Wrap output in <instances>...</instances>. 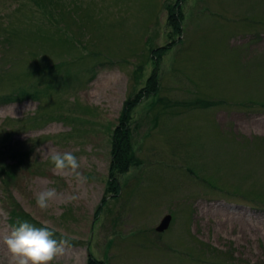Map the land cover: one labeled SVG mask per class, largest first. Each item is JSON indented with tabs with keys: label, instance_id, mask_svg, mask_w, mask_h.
Wrapping results in <instances>:
<instances>
[{
	"label": "rangeland",
	"instance_id": "374dc122",
	"mask_svg": "<svg viewBox=\"0 0 264 264\" xmlns=\"http://www.w3.org/2000/svg\"><path fill=\"white\" fill-rule=\"evenodd\" d=\"M176 2L0 0V264L12 211L70 241L51 264H264V0H181L179 33ZM135 95L134 163L110 176ZM48 149L88 181L57 175ZM47 188L62 199L41 210Z\"/></svg>",
	"mask_w": 264,
	"mask_h": 264
},
{
	"label": "clouds",
	"instance_id": "9594fccd",
	"mask_svg": "<svg viewBox=\"0 0 264 264\" xmlns=\"http://www.w3.org/2000/svg\"><path fill=\"white\" fill-rule=\"evenodd\" d=\"M47 152L57 175L71 177L81 185L88 181L79 158L73 152L61 153L54 149H48ZM79 198V195L73 194L66 202L73 203ZM59 199L62 197L56 188H47L35 196L36 205L41 210H47ZM54 236L55 229L50 230L46 225L36 227L28 221H20L5 238L4 243L12 255V264H51L57 256L65 253L67 247H70L68 239L57 240Z\"/></svg>",
	"mask_w": 264,
	"mask_h": 264
},
{
	"label": "trees",
	"instance_id": "16d2710c",
	"mask_svg": "<svg viewBox=\"0 0 264 264\" xmlns=\"http://www.w3.org/2000/svg\"><path fill=\"white\" fill-rule=\"evenodd\" d=\"M181 0H179L180 2ZM179 2H176L174 6L168 7V19L171 22V26L174 27V31L176 33L180 30V22L182 20V16L180 14L179 10ZM37 10L42 13V16H44V19L46 21H49L47 19V14H49V9L47 6H44L41 8L37 5ZM163 53V48L160 49L157 53V59L160 57V55ZM148 89L146 90V93H154L155 92V77L154 74L150 77L148 80ZM143 94L144 92L141 91ZM29 94L19 92L18 96H10L9 98H6L4 102H10V101H17L20 99H24L26 97H29ZM138 95H135L133 100L130 102H125L124 106L122 108V111L119 116V126L115 128V130L112 132V137L110 140V162H109V172L108 174L112 176L113 172L122 173L126 170L127 166H129L131 163H134V157L132 155L131 146H130V128L128 127V121L130 119L129 113L132 107L134 106L135 102L137 101ZM3 102V104H4ZM5 175V174H4ZM7 176H4L6 178ZM108 189L110 187L111 191L113 192V195L116 196L119 192V187L115 182V179L109 178L107 182ZM105 199H102L99 203L98 208L94 212L95 217H97L99 211L103 207ZM20 221H28L29 223L33 224L36 227H43L40 223H38L36 220H33L29 215L23 213V212H15L12 211L9 215L8 222L11 224V226L16 227L18 226V222ZM51 230V229H50ZM55 239L59 240L62 237L55 233L54 236ZM86 264H103L102 262L96 261L93 259L92 256L88 257V261Z\"/></svg>",
	"mask_w": 264,
	"mask_h": 264
},
{
	"label": "water",
	"instance_id": "95a60500",
	"mask_svg": "<svg viewBox=\"0 0 264 264\" xmlns=\"http://www.w3.org/2000/svg\"><path fill=\"white\" fill-rule=\"evenodd\" d=\"M171 220L172 219L169 215L165 216L160 225L155 228L156 232L162 234L168 228L169 224L171 223Z\"/></svg>",
	"mask_w": 264,
	"mask_h": 264
},
{
	"label": "bare ground",
	"instance_id": "6f19581e",
	"mask_svg": "<svg viewBox=\"0 0 264 264\" xmlns=\"http://www.w3.org/2000/svg\"><path fill=\"white\" fill-rule=\"evenodd\" d=\"M116 79L114 77H108L107 79H105V85L104 86H107L109 88V86H111L113 84V82L115 81ZM103 83L100 84V86H102ZM98 95V91L96 92H91L90 93V98H94L95 96Z\"/></svg>",
	"mask_w": 264,
	"mask_h": 264
}]
</instances>
